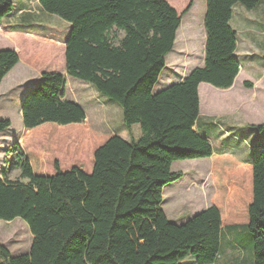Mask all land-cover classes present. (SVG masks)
I'll use <instances>...</instances> for the list:
<instances>
[{
  "label": "trees",
  "instance_id": "16d2710c",
  "mask_svg": "<svg viewBox=\"0 0 264 264\" xmlns=\"http://www.w3.org/2000/svg\"><path fill=\"white\" fill-rule=\"evenodd\" d=\"M188 1L182 12L170 0H39L45 13L71 26L59 55L66 76L118 104L129 134L138 125L142 136L98 142L85 165L71 161L67 144L62 151L41 147L35 132L86 120L84 109L66 98L65 76L42 70L20 110L32 136L12 146L10 171H19V178L11 180L7 169L0 176V220L21 219L33 241L20 255L0 242L2 264H217L222 230L236 225L253 236L254 264H264V149L243 164L215 152L195 130L200 84L228 90L241 69L233 7L253 11L264 0H206L203 66L154 93L193 6ZM12 11V0H0V22ZM19 62L15 51L0 50V86ZM10 127L9 120L0 121V134ZM33 148L45 151L50 173ZM198 159L211 160L217 194L210 208L176 224L162 209L163 190L183 178L172 171L175 162Z\"/></svg>",
  "mask_w": 264,
  "mask_h": 264
},
{
  "label": "rangeland",
  "instance_id": "374dc122",
  "mask_svg": "<svg viewBox=\"0 0 264 264\" xmlns=\"http://www.w3.org/2000/svg\"><path fill=\"white\" fill-rule=\"evenodd\" d=\"M171 1L169 2V4L176 10H178L174 1L178 2L180 0ZM193 2V10L189 15L185 16V22L187 21V19H202L205 13L206 0H193ZM30 6V11L32 12L31 14L35 19L34 26L39 27L38 25L41 23V25L45 26V28L51 27L53 29L51 31L48 29L49 32L45 30L47 36L53 35L52 37H54L56 35V33L54 32L55 29L56 31H61L62 29H64L63 26L66 24V22L58 16L45 14L40 8L39 1L33 0L32 3H30ZM262 10H264V8H262ZM237 15L244 16L246 19L237 17ZM258 15L259 11H247L240 5H237L235 7L233 20L231 22V25L236 30H238L239 38H243V30L241 29L242 25L245 27H249L251 32L253 31V33L250 35V37L252 38V41L250 43L252 47L255 48L254 50L256 52H254V54H256L257 57H254V59L251 60V66L254 68V74L256 75L264 72V63H262L264 61V17L257 20L256 17ZM259 22L262 25L258 24ZM31 25V23H27V25L25 26ZM26 36V34L18 33L0 34V49L13 48L12 44H21L27 51V61H29L28 66L23 64L22 62H19V64L3 80V83L1 85L2 87L0 86V121L9 120L11 122V127L0 134V176L2 172L7 169L8 176L11 180L18 179L20 174L19 171H10V167L14 157L12 146L16 142H19L21 144L28 135H30V137L32 136L29 133L26 134V130L23 128L20 110L23 102L22 97L25 93L24 88L26 87L23 88L19 85H21L22 83L30 82L31 80H34L36 78V73L31 66L38 62L37 60H39L40 58L32 52V50L35 48L30 47V44L26 43L32 41L30 40L31 37L28 38ZM59 50L60 49L58 47L54 49L55 59L51 63L47 65L36 63L37 65H34L36 66L35 69H37L36 72H40L39 74H41V71L44 69L48 72H64L63 65L60 62L58 56ZM241 50L245 52L244 42H240V52ZM195 53L197 55L196 57L200 58L199 62H195V64L198 63L200 65V61L203 56L202 48H199V51ZM170 57H172V55H169L168 60H170ZM21 66H23V68ZM165 73L166 70H163L159 82L154 88V93H158L159 90H161V88L164 86L163 81ZM241 82L242 79L239 80L238 87L241 86ZM65 88L66 98L78 102L85 109L86 120L83 124L70 125L66 127H59L57 125H48L45 127L41 126L44 128H42L38 133L35 132L32 136L34 139L39 138V145L41 147H45L47 148V150L53 147L56 150L62 151L66 147L65 144H67V147L69 148H67L64 152L71 157V161H75L78 159V161L74 163L79 162V164L83 163V165H85L90 163V156L96 149V147L99 146L97 145L98 142L100 144L103 142V140H108L114 135H117L126 141H130L131 138H134L135 140H139L141 138L142 131L140 127L138 125L133 126L132 135H130L128 129L123 123V112L120 106L110 99L100 95L92 85L77 79L67 77ZM257 88L258 90L255 91L254 97H257L259 101L262 100L263 102L261 101V104H258L254 108H250V106H248L245 112L241 111V113H236V120H238V117H242L240 126L248 127V129L253 131V133L258 136V139H261V141L264 142V132L259 130L258 127H252L254 123L248 121V119L253 120L254 117L264 116V87L258 84ZM246 94L251 96L253 95V92H248L247 90ZM218 95L219 96L216 102H214V105L211 106L213 110H221L224 108L223 101L227 97L223 94ZM227 99L232 100L231 98ZM202 118H204L205 121H207L206 119H208L207 117H204V115H202ZM227 118H231V116H227ZM227 126L231 127L237 125L227 124ZM224 128L226 129L227 127L225 126ZM224 128L222 130H224ZM83 129H85L84 132L81 131ZM236 130L244 131L242 129L240 130L239 128ZM82 132L83 136L80 137ZM216 132H219L218 129ZM85 136L90 139H85ZM251 136L253 135L249 134L245 136L248 142H250ZM94 138L96 140H93ZM72 139L76 140L73 141ZM236 143L238 142L236 141ZM252 143L253 140L251 144ZM239 145H243L247 148L249 147L243 142ZM33 150L39 155L38 157L42 162L43 169L50 173L52 171V165L50 164L51 161L48 160V156L45 159V151L37 148H33ZM59 157L60 159H62V156L59 155ZM210 163H212L210 160L204 159L179 161L175 162L172 165L173 172H181L186 174V181L181 179L182 181L171 184L169 187L165 188L163 192L164 199L167 201H172L171 203H173L175 206L173 207L175 216L172 214L171 219L176 220L177 218H180V216H182L185 211H187L184 213V216L175 221L176 224L177 222H180L179 220L185 219L187 216L194 212L193 210L195 209L193 208V204H196L199 199L203 200L209 197L210 193L208 190H203L200 186L196 188L190 181L191 177L194 178L193 175L198 171L202 172L205 171V169L207 170V166ZM67 165L68 164L65 161L63 162L62 167H66ZM187 178H189L190 181H188ZM201 183L205 187H209L210 185L212 187H215L216 196L217 186L215 177L212 173V169L211 174L205 176L202 179ZM210 196L212 198V195ZM191 208L193 209L191 210ZM229 227V229L231 230H228V232L224 230L221 233V253L218 258L217 264H254L255 258L252 234L246 229L245 226L236 225ZM32 241L33 236L30 233L27 224L21 219H16L12 222H5L0 220V242L7 249H9V251L13 255H20L29 252ZM0 264H2L1 258Z\"/></svg>",
  "mask_w": 264,
  "mask_h": 264
},
{
  "label": "crops",
  "instance_id": "0c3cea01",
  "mask_svg": "<svg viewBox=\"0 0 264 264\" xmlns=\"http://www.w3.org/2000/svg\"><path fill=\"white\" fill-rule=\"evenodd\" d=\"M32 1L33 0H12L13 12L9 16L5 17L0 22V34L18 33V34H26L27 35L26 37L28 38L31 37L30 40L32 41L26 42V43L30 44V47L35 48L32 50V52L40 58L39 60H37L38 62L36 63H40V62H44L46 58L49 56L54 58L55 57L54 49L57 47L60 49L58 56L60 54L62 55V50L70 34L71 26L69 23L66 22V24L63 26L64 29H62L61 31H58V30L56 31L55 29L54 32L56 33V35L54 34L55 35L54 37H52L53 35L47 36L45 30L48 31L49 29L51 31L53 29L51 27L45 28V26L41 25V23L38 25L39 27L34 26L35 19L31 14L32 12L30 11V8H31L30 3H32ZM187 1L188 0H180L178 2L174 1L175 5L178 8V11L183 12L185 7L187 6ZM236 6L237 5L233 7V16H234V10ZM193 7H194V2L189 12H187L182 18L181 26L177 32V38H176L174 49L169 54V55H172V57H170V60H168L169 55L166 57V67L164 69L166 70V73L164 75V81H163L164 86L161 88V90L164 89L165 87H168L171 84L182 82L193 70H195L198 67L203 66L204 64L205 42H206L204 19H205V14H206V6H205V13L202 19H197V20L187 19V21L185 22L184 21L185 16L189 15L192 12ZM262 8H264V2H262V4L257 9L253 10L256 12L259 11V15L256 17L257 20H259V18L264 17V10H262ZM237 17H242L246 19L244 16L237 15ZM232 20H233V17H232ZM27 23H31L32 25L25 26L27 25ZM258 24L262 25L260 22ZM233 29L237 32V38H238V47H237L236 55L241 62L240 72L237 78L235 79L233 86L228 90L217 89L207 83L200 84L199 86L200 116L197 120L195 130L197 131L198 134L204 136L210 141V143L215 149V152H217L218 154L234 156L241 163L250 164L254 153L257 150L264 149V142L261 141V139H258V136L255 133H253V131L248 129V127L240 126L242 117H238V120H236V113H241V111L245 112L248 106H250V108H254L258 104H261L262 100L259 101L258 98L254 96H255V91L258 90L257 88L258 84L264 87V72L259 73V75H256L254 74V68L251 66L252 64L251 60L254 59V57H257L256 54H254V52H256L254 50L255 48H253L250 43L252 41V38L250 37V35L253 33V31L251 32L249 27H245L242 25L241 29L243 30L242 31L243 38H239L238 30H236L234 27ZM240 42L245 43V50H244L245 52H243V50H241L240 52ZM12 45H13L12 46L13 48L0 49V50L15 51L19 55L20 62L28 66L29 61H27L28 56H27L26 49H24V46H22L21 44H12ZM199 48L200 49L202 48V51H203V56L200 61L201 62L200 65L198 63L195 64V62H199V59H200L199 57H196L197 55L195 53L199 51ZM24 52H25V55H24ZM34 65H32L31 67L33 68L34 72L37 74V75L35 74L36 78L34 80H31L30 82L22 83L21 85H19L20 87H23V88L26 87L24 88L25 89L24 95L26 94L27 91H29L32 88V86L35 85V83L39 80L41 76V74H39L40 72L39 73L36 72L37 69H35L36 66ZM21 67L23 68V66ZM60 73H62L65 76V78H67L65 74V70L64 72H60ZM240 79H242V82H241V86L238 87V82ZM245 83L252 84V88L245 87ZM26 85H29V86H26ZM247 90L248 92H253V95L251 96L247 95L246 94ZM65 93H66V89H65ZM218 94H223L227 98H231L232 100H229L227 98L224 99L223 101L224 108L221 110H213L211 106H213L214 102H216L219 96ZM233 99H235L236 101ZM79 105L81 106V104ZM202 115L208 118L206 119L207 121H205V119L202 118ZM227 116H231V118H227ZM248 121L254 123V125H252V127L254 128L264 126V116L254 117L253 120L248 119ZM87 123H90V122H87ZM227 124L237 125V126L228 127ZM225 126L227 127L226 129L224 128ZM222 127L224 128V130H222L223 129ZM238 128L244 131L236 130ZM217 129L219 131L218 133L216 132ZM261 131L264 132V129ZM249 134L253 135L250 138V142H248V140H246L245 138V136ZM252 140H253V143L251 144ZM236 141L238 143H236ZM242 142L244 144H247L249 147L247 148L243 145H239ZM198 160H204V159H198ZM206 160H210V159H206ZM211 169H212V163L208 164L207 170L205 169V171H202V172L198 171L197 173H195L193 175L194 178L191 177V181L189 178H187L188 181L192 182L194 187L197 188L198 186H200L201 189L208 190L210 194H209V197L203 200L199 199L196 204H193V208L195 209L193 210L194 212L190 214L189 216H187L185 219L179 220L180 222H177V224H182L186 222L187 220H189L190 218L194 217L195 215L211 207L214 201V198H215V193H216L215 187H212L211 185L209 187H205L201 183L202 179L205 176H207L208 174H211ZM185 177H186V174L183 173L182 180L186 181ZM182 180H179V181H182ZM170 185L171 184H169L165 188L169 187ZM210 195H212V198ZM171 202L172 201L170 200L168 201L165 200L163 196V206H162L163 211L166 217L171 222L176 223L175 221L177 219H180L182 216H184L185 215L184 213L187 211H185L182 214V216H180V218H177L176 220L171 219L172 214L175 216V213L173 212V207L175 206ZM165 207H166V210H165ZM193 208H191V210ZM229 228L230 227L228 226L223 228L222 232L224 230L228 232V230H231Z\"/></svg>",
  "mask_w": 264,
  "mask_h": 264
}]
</instances>
